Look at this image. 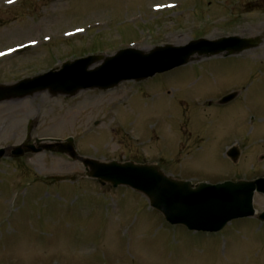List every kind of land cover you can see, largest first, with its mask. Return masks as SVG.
I'll list each match as a JSON object with an SVG mask.
<instances>
[{
  "label": "rangeland",
  "instance_id": "374dc122",
  "mask_svg": "<svg viewBox=\"0 0 264 264\" xmlns=\"http://www.w3.org/2000/svg\"><path fill=\"white\" fill-rule=\"evenodd\" d=\"M171 1L177 6L155 11ZM0 7V50L39 40L38 47L0 58L1 85L93 49L110 55L131 43L149 51L196 37L264 32V0H26L11 8L0 0ZM98 18L106 23L85 25ZM34 24L39 28L33 33ZM68 28L80 33L58 41ZM261 38L239 55L199 57L107 91L72 97L44 91L2 101L0 147L19 143L28 117L37 114L39 136H71L84 157L155 159L166 174L193 182L261 173ZM232 89L238 97L218 105L217 98ZM233 142L241 151L236 163L225 156ZM83 174L80 163L56 152L0 160V264H264V223L235 219L216 233L189 231L167 224L145 195L126 186L100 187ZM53 175H73L74 181L46 185Z\"/></svg>",
  "mask_w": 264,
  "mask_h": 264
},
{
  "label": "water",
  "instance_id": "95a60500",
  "mask_svg": "<svg viewBox=\"0 0 264 264\" xmlns=\"http://www.w3.org/2000/svg\"><path fill=\"white\" fill-rule=\"evenodd\" d=\"M258 43V38L232 37L217 41L198 40L186 47H157L149 53L127 49L118 52L112 58H107L103 65L94 70L87 71V67L97 57L68 65L64 71L58 73L56 78L46 77L45 79L53 93L73 95L81 88H111L122 80L132 78L139 80L156 72L168 70L186 63L195 51L199 54L211 55L229 49L228 53H233L256 47ZM33 80L0 89V100L22 97L29 91L45 86L44 84L34 85L36 81ZM30 85L32 86L29 87ZM20 149V146L15 147L13 155L17 157L25 152L38 151L30 147L24 151H19ZM58 150L68 153L73 159L76 158L71 144ZM2 153L3 150H0V156ZM236 156L237 153L233 158L235 159ZM80 159L86 167L90 168L89 176L98 178L102 183L108 182L113 186L129 185L143 192L150 198L152 205L164 214L167 221L172 224L181 223L195 230L217 231L233 218L252 215L253 191L264 192V179L252 182H226L215 186L199 184L192 188L188 182L176 181L163 175L156 166L135 165L129 162L106 164ZM258 217L263 220L264 214Z\"/></svg>",
  "mask_w": 264,
  "mask_h": 264
}]
</instances>
